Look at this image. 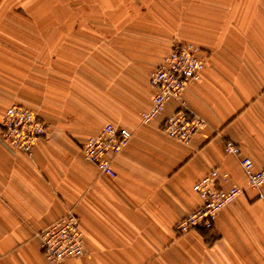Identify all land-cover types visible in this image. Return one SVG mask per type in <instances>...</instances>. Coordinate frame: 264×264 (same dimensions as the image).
I'll return each mask as SVG.
<instances>
[{
	"label": "crops",
	"instance_id": "0c3cea01",
	"mask_svg": "<svg viewBox=\"0 0 264 264\" xmlns=\"http://www.w3.org/2000/svg\"><path fill=\"white\" fill-rule=\"evenodd\" d=\"M28 19L24 47L0 45V121L20 104L47 124L30 155L0 139V264H49L38 231L73 211L85 253L64 264H264V183H247L232 141L264 166V0H68ZM69 8L68 11L64 10ZM42 25V26H39ZM198 47L199 77L147 123L148 74L172 45ZM184 107L205 126L188 143L161 131ZM111 123L128 134L115 177L84 158ZM242 193L211 230L175 233L201 200L193 184Z\"/></svg>",
	"mask_w": 264,
	"mask_h": 264
},
{
	"label": "built area",
	"instance_id": "2783aa9c",
	"mask_svg": "<svg viewBox=\"0 0 264 264\" xmlns=\"http://www.w3.org/2000/svg\"><path fill=\"white\" fill-rule=\"evenodd\" d=\"M198 52L195 45L176 41L160 64L148 74V83L154 95L150 107L141 113L142 123L158 115L168 99L180 100L189 83L199 77L204 60ZM205 124L203 118L180 107L164 119L161 131L179 143H188ZM46 132V122L35 111L20 104L10 105L0 121V139L3 143L28 155ZM128 141L127 133L107 123L87 139L82 152L84 158L95 164L102 174L115 177L111 159L126 147ZM224 150L238 157L248 185L259 191L264 183V166L253 169L251 159L240 157V147L232 141L225 143ZM217 177L218 171L212 169L193 184L192 189L199 196L201 204L176 223V235L181 236L194 229L211 230L217 213L242 193L238 186L227 190L219 188ZM258 196L262 197L260 191ZM37 237L49 264H64L67 258L80 257L85 253L80 220L71 210L38 231Z\"/></svg>",
	"mask_w": 264,
	"mask_h": 264
},
{
	"label": "rangeland",
	"instance_id": "374dc122",
	"mask_svg": "<svg viewBox=\"0 0 264 264\" xmlns=\"http://www.w3.org/2000/svg\"><path fill=\"white\" fill-rule=\"evenodd\" d=\"M59 1L68 0H0V45L24 47V27L31 26L24 18L52 16Z\"/></svg>",
	"mask_w": 264,
	"mask_h": 264
}]
</instances>
